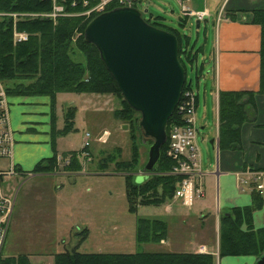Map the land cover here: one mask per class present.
<instances>
[{"label":"trees","instance_id":"trees-1","mask_svg":"<svg viewBox=\"0 0 264 264\" xmlns=\"http://www.w3.org/2000/svg\"><path fill=\"white\" fill-rule=\"evenodd\" d=\"M71 0H66V12L77 13L81 4L71 7ZM51 0H0V13H46L51 9ZM116 6L111 5L108 10ZM250 21L260 27V65L259 90L253 92H227L219 94L220 146L235 147L238 142L239 126L249 120L250 108L256 94L264 96V9H252ZM94 18V17H93ZM92 18V19H93ZM82 23L80 17H64L55 25L47 19H25L15 23L17 31L28 35L25 42L14 44L12 40L13 22L9 17L0 19V82L6 94L10 96H47L51 103L58 93L73 94H112L121 99L122 108L114 113L118 120L129 125L130 159L117 160L121 150L115 148L112 154L103 157L99 163L101 172H107L113 164L114 172L123 174L127 212L136 214L139 206H163L173 198L180 177L170 175L174 162L165 156V144L160 151V158L153 173L142 183H136L132 174L139 170L138 143L143 140L137 127L139 114L128 107L118 87L106 71L96 48L83 39V31L92 20ZM160 16L151 17L146 22L155 28L176 35L179 42V61L187 72V66L201 72L197 67V54L193 48L181 44V37L176 30L167 27ZM182 22H185L182 20ZM190 83L184 89L190 88ZM74 110L65 114L63 134L73 131ZM180 124L174 112L167 124V134L171 124ZM228 134L226 140L224 135ZM82 153V152H81ZM80 153V154H81ZM119 153V154H117ZM79 152L63 154L70 157V163L62 168L65 173L81 170ZM56 154L38 162L32 174L52 173L57 170ZM139 167V168H138ZM142 168V167H141ZM28 173H23L25 175ZM262 199L253 193L252 206L234 208L220 217L219 257L254 256L259 258L264 253V228L253 230L252 212L259 209ZM245 226V229L243 228ZM168 233L165 222L159 219H136L135 241L137 244H158ZM80 236L73 248L53 255V264H214V256L195 253L136 252L118 253H80L79 246L86 240L87 230L76 234ZM0 264H31L26 255L15 257L0 256Z\"/></svg>","mask_w":264,"mask_h":264},{"label":"crops","instance_id":"crops-1","mask_svg":"<svg viewBox=\"0 0 264 264\" xmlns=\"http://www.w3.org/2000/svg\"><path fill=\"white\" fill-rule=\"evenodd\" d=\"M187 6L194 12H207L208 16L199 22V27L201 23L204 24L205 37L206 29L209 26L213 29L211 52L206 57L201 54L203 60L200 62L199 53H203V49L199 48L196 67L199 70L198 63L202 66L199 76L204 67L208 69L207 76L203 78V106L200 113V95L195 92L196 145L198 148L199 134L201 140L208 143L206 156L198 148L200 166L205 172L202 181L204 194L194 201L190 209L181 207L179 202L162 206L167 213H162V219H156L167 224L168 233L159 246L170 249L162 251L167 253L210 254L214 256V264H255L258 258L254 256H218L219 226L223 214L234 208L252 206L254 193L262 199V203L259 209L252 212L251 225L253 230L264 228V191H256L253 185L244 191L238 189V174L252 170L264 174V96L256 94L253 108L249 109V120L239 126L237 145L228 148L221 147L219 141V94L258 93L260 27L250 21L249 11L264 9V0H188ZM169 12L173 16L171 9L166 14ZM190 18L179 17L178 20L186 23ZM196 76L198 79L199 76ZM61 94L73 93H58L53 103L47 96L8 97L14 138L12 157L18 174L31 172L38 162L52 157L54 152L57 156L78 152L71 148L64 149V143L68 142L64 141L66 112L63 113L60 101H64L65 97L61 98ZM228 136L225 134L224 138L228 140ZM6 165L7 161H0L1 168H6ZM63 175L70 176L68 173ZM7 187L4 193H8ZM75 227L78 226L66 220L62 225V235L68 234V238ZM201 247L206 252H199ZM64 250L65 247L59 253ZM52 257L48 264H53Z\"/></svg>","mask_w":264,"mask_h":264},{"label":"rangeland","instance_id":"rangeland-1","mask_svg":"<svg viewBox=\"0 0 264 264\" xmlns=\"http://www.w3.org/2000/svg\"><path fill=\"white\" fill-rule=\"evenodd\" d=\"M146 7L148 11L142 15L145 21L160 16L167 27L178 32L183 47H186L188 39V49L193 48L194 52L199 48L203 49V53H199L200 62L203 56H209L213 38L211 26L206 29L205 37L204 24L201 23L199 29H196L194 17L188 19L186 23L178 20L179 17L180 19L183 17L178 3L174 0H141L137 6L141 11ZM170 9L173 16L170 12L166 14ZM4 17L8 16H1L0 19ZM207 71L208 69L204 67L202 75L199 76L202 70L194 71L187 66L186 80L190 83L191 89L200 95L199 113L203 106V78L207 76ZM196 75L199 76L198 79ZM60 97H65L64 101H60L63 113L73 109V126L75 122L73 131L65 137L64 141L68 144L64 143V149L78 150L80 154L83 151L81 146L83 147L84 142L89 140L87 152L91 161L84 162V165V160L79 157L81 170L68 173L70 176L63 175L65 172L59 169L52 173L17 174L3 182V192L5 186H8L6 188L8 193L5 194L13 198V210L6 226L0 256L15 257L22 254L31 257L33 264H48L49 258L62 251L64 247L70 251L80 237L76 234L84 229L87 230V237L78 248L80 253L129 254L170 250L159 246L160 243L137 244L135 241L136 219H162V213H167L166 209L162 206H139L136 214H129L123 174L115 173L113 164L109 165L107 172H101L99 169L101 159L112 154L115 148L121 150L117 157L118 161L130 159L129 125L126 121L114 117V113L122 108L121 99L112 94H61ZM70 106L73 108H68ZM102 135L107 137L106 142L99 140ZM197 137L198 148L204 156L208 143L201 140L200 134ZM150 144V140L144 139L138 143L140 168L138 167L139 170L132 176L139 184L151 175H145L143 170ZM202 172L205 176V172L203 170ZM14 180L16 182L13 183ZM179 204L183 207L180 202ZM66 220H71L73 226H78L72 229L68 238V234L62 235V225Z\"/></svg>","mask_w":264,"mask_h":264},{"label":"water","instance_id":"water-1","mask_svg":"<svg viewBox=\"0 0 264 264\" xmlns=\"http://www.w3.org/2000/svg\"><path fill=\"white\" fill-rule=\"evenodd\" d=\"M83 39L96 48L123 100L140 116L137 127L143 139L151 141L143 168L148 176L159 161L168 121L186 83L178 39L148 24L136 8H115L94 17ZM255 264H264V253Z\"/></svg>","mask_w":264,"mask_h":264},{"label":"built area","instance_id":"built-area-1","mask_svg":"<svg viewBox=\"0 0 264 264\" xmlns=\"http://www.w3.org/2000/svg\"><path fill=\"white\" fill-rule=\"evenodd\" d=\"M51 9L46 13H5L1 16H8L13 22L12 40L14 44L25 42L28 35L17 31L15 23L25 19H47L55 25L60 18L80 17L81 22H87L104 12L109 11L111 5L115 8H137L141 0H71V7L81 4L83 10L77 13H67L66 0H51ZM181 10L183 17H194L197 21L204 20L208 16L206 11H191L187 6L188 0H175ZM114 8V9H115ZM23 17V18H22ZM195 92L189 88L184 89L180 101L175 109L180 124H171L167 134L165 156L174 162V166L169 173L180 177V181L175 189L172 201H179L185 208H191L194 200L201 198L204 194L203 178L204 173L200 168L199 151L196 145V121H195ZM107 137L102 135L99 140L106 142ZM14 138L10 125L8 97L3 84L0 82V161H7L6 168L0 167V251L4 241L7 223L13 210V198L7 196L2 190L5 180L16 176L18 173L12 159ZM90 146L89 140L83 144V149ZM80 158L83 164L90 161L89 154L84 151ZM57 167L62 168L70 163V157L62 158L58 156ZM85 162V163H84ZM247 176V177H244ZM240 191L252 186L256 191H264V174L260 171H246L238 178ZM199 252H206L204 247Z\"/></svg>","mask_w":264,"mask_h":264},{"label":"bare ground","instance_id":"bare-ground-1","mask_svg":"<svg viewBox=\"0 0 264 264\" xmlns=\"http://www.w3.org/2000/svg\"><path fill=\"white\" fill-rule=\"evenodd\" d=\"M167 130V129H166ZM167 132V131H166ZM167 141V140H166ZM166 144V143H165ZM87 150H88V148L87 149H83V151H82V153L84 152V151H86L87 152ZM88 153V152H87ZM89 154V153H88ZM58 156H56V158H57ZM60 157H62V155H60ZM89 157H90V155H89ZM63 158V157H62ZM67 158V157H66ZM64 159V158H63ZM90 161H91V158H90ZM63 168V167H62ZM62 168H58L57 167V170L56 171H58L59 169H62Z\"/></svg>","mask_w":264,"mask_h":264}]
</instances>
